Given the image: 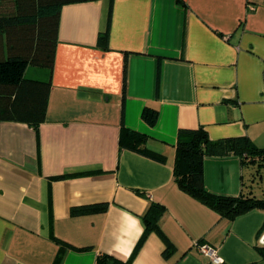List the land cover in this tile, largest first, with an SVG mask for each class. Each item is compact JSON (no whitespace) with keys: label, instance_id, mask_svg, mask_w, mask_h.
I'll list each match as a JSON object with an SVG mask.
<instances>
[{"label":"crops","instance_id":"0c3cea01","mask_svg":"<svg viewBox=\"0 0 264 264\" xmlns=\"http://www.w3.org/2000/svg\"><path fill=\"white\" fill-rule=\"evenodd\" d=\"M111 14V21H110ZM110 31L108 47L100 35ZM54 66L27 77L51 82L36 129L0 119V264H97L101 252L127 260L151 201L175 245L149 234L131 264H264V211L231 221L175 181L179 131L204 126L214 140L247 136L264 147V0H90L61 8ZM146 106L159 110L155 125ZM149 136L159 161L120 148L122 126ZM212 193L264 197V158L205 159ZM66 176L56 179V176ZM107 204L103 212L74 209Z\"/></svg>","mask_w":264,"mask_h":264},{"label":"trees","instance_id":"16d2710c","mask_svg":"<svg viewBox=\"0 0 264 264\" xmlns=\"http://www.w3.org/2000/svg\"><path fill=\"white\" fill-rule=\"evenodd\" d=\"M90 0H0V119L23 121L34 128L45 121L51 82L27 77L30 65L54 66L55 50L58 44L61 8L66 3ZM114 1V0H111ZM111 21V14H110ZM110 31L103 32L99 40L108 47ZM144 120L151 126L159 118V110L146 106ZM149 136L145 133L122 126L120 148L129 149L159 161L166 157L147 147ZM240 156L244 166L255 165L264 158V147L257 146L247 136L229 137L214 140L204 126L186 128L179 131L174 178L177 184L188 194L212 207L222 217L231 221L254 209L264 211V197L255 195L251 190L239 196L218 195L205 186V159L209 156ZM66 176H56V179ZM107 204L90 205L74 209L75 214L103 212ZM166 207L151 201L148 210L142 216L144 232L132 255L127 260L101 252L97 264H131L139 249L150 233L157 232L166 244L168 256L175 249L174 243L161 227V218ZM59 252L53 264H63L68 249L85 250L75 247L55 236ZM264 260V245L257 246ZM221 264H229L222 262Z\"/></svg>","mask_w":264,"mask_h":264},{"label":"built area","instance_id":"2783aa9c","mask_svg":"<svg viewBox=\"0 0 264 264\" xmlns=\"http://www.w3.org/2000/svg\"><path fill=\"white\" fill-rule=\"evenodd\" d=\"M201 250L211 259L213 264L222 263L221 257L218 255L217 251L212 246L203 244L201 245Z\"/></svg>","mask_w":264,"mask_h":264},{"label":"rangeland","instance_id":"374dc122","mask_svg":"<svg viewBox=\"0 0 264 264\" xmlns=\"http://www.w3.org/2000/svg\"><path fill=\"white\" fill-rule=\"evenodd\" d=\"M32 67H34V66L32 65Z\"/></svg>","mask_w":264,"mask_h":264},{"label":"water","instance_id":"95a60500","mask_svg":"<svg viewBox=\"0 0 264 264\" xmlns=\"http://www.w3.org/2000/svg\"><path fill=\"white\" fill-rule=\"evenodd\" d=\"M263 241H264V239H263Z\"/></svg>","mask_w":264,"mask_h":264}]
</instances>
